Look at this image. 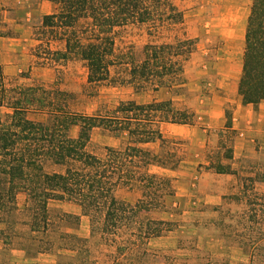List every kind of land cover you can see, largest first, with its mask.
<instances>
[{
    "label": "trees",
    "instance_id": "1",
    "mask_svg": "<svg viewBox=\"0 0 264 264\" xmlns=\"http://www.w3.org/2000/svg\"><path fill=\"white\" fill-rule=\"evenodd\" d=\"M46 1L54 8L34 25V54L42 65L54 68L55 80L45 84L23 73L12 77L0 72V223L5 225L0 238L6 244L37 241L44 244L41 251H52L54 241L45 242V237L59 225L50 203L61 201L78 205L90 220L89 237L65 233L64 238L88 251L87 244L100 234L101 242L114 247V262L167 261L147 244L174 230L172 221L155 216L174 194V178L153 168L173 171L181 166L184 159L161 126L191 125L195 112L176 107L170 98L126 100L88 114L76 109V94L63 87V77L76 63L86 70L90 85H132L138 91L179 95L187 84L186 65L198 48L197 38L187 32L183 0ZM132 27H145L147 40H126ZM238 92L243 104L264 103V0L252 1ZM95 131L122 137V142L98 152ZM233 131V119L227 115L219 134ZM157 142L155 151L151 145ZM225 154L233 159V147ZM213 166L219 174L240 176L230 164L212 163L209 168ZM257 166L240 176L241 184L230 196L244 206L237 214L239 229L225 225L238 235L250 262L264 255V167ZM120 189L139 191L140 197L136 202L121 199ZM21 193L28 219L18 217ZM63 247L78 251L75 245ZM202 259L194 264H229L211 256ZM165 263L180 264L172 259Z\"/></svg>",
    "mask_w": 264,
    "mask_h": 264
},
{
    "label": "rangeland",
    "instance_id": "2",
    "mask_svg": "<svg viewBox=\"0 0 264 264\" xmlns=\"http://www.w3.org/2000/svg\"><path fill=\"white\" fill-rule=\"evenodd\" d=\"M252 1L181 2L185 10L188 35L197 38L198 48L186 65L187 84L179 95L168 90L138 91L132 85H90L86 70L76 63H72L66 70L63 87L76 94V109L88 114L105 112L126 100L147 103L156 99L173 98L176 107L190 108L195 112L194 123L187 126L200 127L204 125L201 117L206 116L212 96L219 94L232 97V80L237 77L240 66L242 70L245 32ZM53 8V4L46 0H0V72L12 77L23 73L29 75L33 81L45 84L55 80L54 68L42 65L41 60L34 54L37 41L33 36L34 25L39 23L43 15L51 13ZM146 33L145 27H132L125 36L126 40L141 44L147 40ZM238 97L241 99L239 92ZM234 107L235 104L231 101L227 103L226 119L227 115L233 118ZM220 129L210 128L202 158L189 156L186 141L171 139L175 142L173 146L177 153L184 159L179 170L172 172L169 169L153 168L154 172L174 178L175 192L166 197L165 207L155 213V216L174 223V230L167 234H171L177 244L175 248L152 250L167 256L168 262L172 259L174 263L194 264L202 262V257L211 256L229 264H264V255L254 256L250 262L249 253L243 250L238 235L230 233V228L225 226L231 224L239 229L237 214L244 206L230 196L234 191L233 187L241 184V175L254 170L252 167L258 164L257 167H264V131L254 126L241 131L234 129L231 134L222 136L219 134ZM77 132L78 128H74L73 134L76 135ZM236 141L245 142V150L238 154L234 150ZM121 142L122 137L101 131L93 134V143L98 152L104 146H119ZM228 146L233 147V159L225 154ZM151 147L158 151L159 142ZM212 163L230 164L240 172V176L219 174L214 166L209 168ZM118 196L136 202L140 192L120 189ZM25 199V194L21 193L18 198L22 209L18 214L20 219H28V214L23 211ZM80 209L68 202H51L50 211L59 228L45 237V242L48 239L53 240V250L64 249L65 244L75 245L78 248L75 264H126L125 259L114 262L115 249L101 242L100 234L87 244L88 251L82 245L74 243L75 240L64 238L65 233L77 235L75 230L82 224L81 216H66L67 211L77 212ZM86 218L89 220V217ZM37 245L39 248L44 244ZM150 259L151 262L146 264L167 262L163 258L158 261L156 258Z\"/></svg>",
    "mask_w": 264,
    "mask_h": 264
},
{
    "label": "crops",
    "instance_id": "3",
    "mask_svg": "<svg viewBox=\"0 0 264 264\" xmlns=\"http://www.w3.org/2000/svg\"><path fill=\"white\" fill-rule=\"evenodd\" d=\"M241 73L242 70L240 66L237 77H234L232 80V97H225L218 94L210 98V105L207 109L206 116L201 117L204 119V125L199 127L162 124L161 129L163 134L169 139L186 141L188 144L189 156L195 155L202 158L208 141L210 128H222L226 124V105L229 101L235 104L232 118L234 129L241 131L255 126L261 131H264V103L258 106L243 104L240 97L237 98ZM234 150L236 154L243 152L245 150V142L236 141ZM176 171L177 170H173L172 172ZM69 204L72 205L74 203ZM67 213L81 216L82 224L75 232L80 237H89V220L82 214L81 209L77 212L67 211ZM4 228L5 225L0 223V231ZM26 242L24 243L25 245L16 242L13 244H6L4 240L0 238V264H69V262L75 264L77 251L56 249L43 252L40 250V247L38 248L37 244L39 243L37 241ZM176 244V239L171 234H167L161 237L151 238L147 246L150 250H164L170 247L175 248Z\"/></svg>",
    "mask_w": 264,
    "mask_h": 264
}]
</instances>
